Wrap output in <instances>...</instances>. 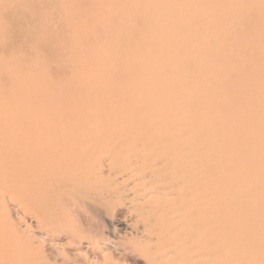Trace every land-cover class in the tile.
<instances>
[{
  "label": "bare ground",
  "instance_id": "obj_1",
  "mask_svg": "<svg viewBox=\"0 0 264 264\" xmlns=\"http://www.w3.org/2000/svg\"><path fill=\"white\" fill-rule=\"evenodd\" d=\"M151 6L158 31L117 126L65 130L54 102H0V264H51L44 243L60 264H117L109 248L144 264H264V0ZM117 208L109 237L99 215Z\"/></svg>",
  "mask_w": 264,
  "mask_h": 264
},
{
  "label": "rangeland",
  "instance_id": "obj_2",
  "mask_svg": "<svg viewBox=\"0 0 264 264\" xmlns=\"http://www.w3.org/2000/svg\"><path fill=\"white\" fill-rule=\"evenodd\" d=\"M151 5L152 0H0V102H54L52 115L65 130L73 124L105 132L120 123L129 103L122 100L123 88L141 70L145 44L158 31ZM256 20L255 14L248 16L244 30ZM158 44L155 39L147 50L152 60ZM124 212L117 208L113 218L99 215L109 237ZM111 239L120 249L127 247ZM43 249L51 264H60L50 260L54 250L48 243ZM109 249L117 264L145 263L129 249L124 256ZM87 255L101 260L100 253Z\"/></svg>",
  "mask_w": 264,
  "mask_h": 264
}]
</instances>
